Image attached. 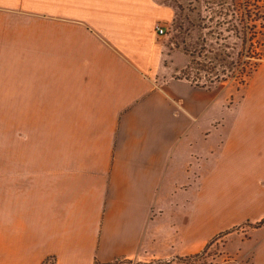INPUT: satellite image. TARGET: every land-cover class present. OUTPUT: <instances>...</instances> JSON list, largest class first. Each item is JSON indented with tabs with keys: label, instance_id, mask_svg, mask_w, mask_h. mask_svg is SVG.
Returning <instances> with one entry per match:
<instances>
[{
	"label": "crops",
	"instance_id": "obj_1",
	"mask_svg": "<svg viewBox=\"0 0 264 264\" xmlns=\"http://www.w3.org/2000/svg\"><path fill=\"white\" fill-rule=\"evenodd\" d=\"M172 17L0 0V111H37V167L0 156V264H192L214 245L213 264H264V65L240 101L163 76Z\"/></svg>",
	"mask_w": 264,
	"mask_h": 264
},
{
	"label": "trees",
	"instance_id": "obj_2",
	"mask_svg": "<svg viewBox=\"0 0 264 264\" xmlns=\"http://www.w3.org/2000/svg\"><path fill=\"white\" fill-rule=\"evenodd\" d=\"M154 1L169 5L174 11L171 24L176 32L173 35L176 48L171 44L168 47L171 66L180 72V76L173 78L211 89L229 79L244 58H251L259 50L261 44L252 40L261 32L257 31L255 24L249 25L247 21L251 13L256 17L264 5L254 4L253 12L250 10L253 4L248 0H185L182 4L179 0H174V4L170 0ZM203 78L208 83L201 82ZM262 223L264 218L257 225ZM50 260L47 257L42 264Z\"/></svg>",
	"mask_w": 264,
	"mask_h": 264
},
{
	"label": "rangeland",
	"instance_id": "obj_3",
	"mask_svg": "<svg viewBox=\"0 0 264 264\" xmlns=\"http://www.w3.org/2000/svg\"><path fill=\"white\" fill-rule=\"evenodd\" d=\"M174 4V0H170ZM185 0H179V4H182ZM250 4V10L255 12L254 4L257 6H263L264 0H248ZM49 0H37V10H48ZM169 6V5H167ZM170 7V6H169ZM172 10L173 8L170 7ZM259 9V8H257ZM262 10L258 13L257 16H250L248 18V24H255L257 27V31L261 32L260 35L256 36L252 41L258 40L260 46L259 50L256 51V54H253L251 58H244L242 62L237 66L234 70L233 74L229 79L225 82L218 83L216 86L222 88V92L224 94H234L233 101L239 100L241 94L247 88V85L251 82L253 77L255 76L257 70H260L261 67L264 65V17L262 18V12L264 9L260 7ZM174 14V11H173ZM173 18V17H172ZM165 38L163 42V67L166 72L163 75L167 76H180V72L177 70H173L170 61L169 51L170 44L172 47L176 48L173 42V35H175V31H173V27L171 21L167 24V29H165ZM8 49V48H7ZM10 52L8 51L7 59L10 60L9 66L11 70H15L19 63L14 62L13 58L18 56L17 48L10 47ZM180 49V48H179ZM2 59V58H1ZM3 58V62L5 63L6 60ZM188 57L186 56V61L188 62ZM186 62V63H187ZM5 65V64H4ZM206 78H203L201 82H204ZM208 83V82H204ZM0 156L1 152L4 151L5 153H9V167L24 170L26 172L27 169L37 167V158H31V154L33 152H37V111H19V112H3L0 111ZM7 125H6V124ZM224 130V128H223ZM218 142L222 138V132H218ZM213 143V141H212ZM218 153L220 152V148H218ZM25 154L23 158L19 154ZM213 159H208V163L212 162ZM5 162V160H4ZM206 164V160L203 159V165ZM6 165V162H5ZM16 186L19 184L18 180L11 181ZM220 236V235H219ZM216 239L218 237H215ZM213 239V242L216 239ZM219 243H217L218 245ZM214 249H205L201 254L196 257H187L186 261L191 262L192 264H213L216 262V259L219 257L215 253L218 251V246L214 245ZM211 247V248H213ZM191 259H195L193 261ZM193 261V262H192ZM153 262V261H152ZM172 261H168V264ZM181 261H176L173 264H178ZM114 264H126V262H115ZM128 264H134L130 262ZM161 264V263H157Z\"/></svg>",
	"mask_w": 264,
	"mask_h": 264
},
{
	"label": "built area",
	"instance_id": "obj_4",
	"mask_svg": "<svg viewBox=\"0 0 264 264\" xmlns=\"http://www.w3.org/2000/svg\"><path fill=\"white\" fill-rule=\"evenodd\" d=\"M154 29H155V32L158 34V35H164L165 34V27L163 24H161L160 22H157L155 23L154 25Z\"/></svg>",
	"mask_w": 264,
	"mask_h": 264
},
{
	"label": "water",
	"instance_id": "obj_5",
	"mask_svg": "<svg viewBox=\"0 0 264 264\" xmlns=\"http://www.w3.org/2000/svg\"><path fill=\"white\" fill-rule=\"evenodd\" d=\"M171 258L169 259H162V260H157V261H154V262H150V263H134V264H157V263H164V262H168L170 261Z\"/></svg>",
	"mask_w": 264,
	"mask_h": 264
}]
</instances>
